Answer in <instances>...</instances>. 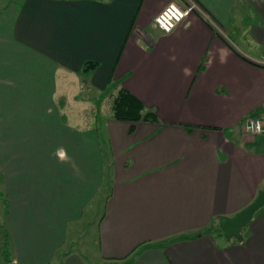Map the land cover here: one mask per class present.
I'll return each instance as SVG.
<instances>
[{
  "label": "crops",
  "instance_id": "1",
  "mask_svg": "<svg viewBox=\"0 0 264 264\" xmlns=\"http://www.w3.org/2000/svg\"><path fill=\"white\" fill-rule=\"evenodd\" d=\"M170 1L0 0V228L10 264H264V204L241 239L205 232L264 189V130L244 129L246 117L264 119V0H196L203 13L163 32L153 17ZM86 60L98 64L81 72ZM109 78L157 120L104 122L109 193L82 220L105 179L98 117L71 88L100 91ZM90 221L92 247L78 249Z\"/></svg>",
  "mask_w": 264,
  "mask_h": 264
},
{
  "label": "rangeland",
  "instance_id": "2",
  "mask_svg": "<svg viewBox=\"0 0 264 264\" xmlns=\"http://www.w3.org/2000/svg\"><path fill=\"white\" fill-rule=\"evenodd\" d=\"M228 34L229 35H227V36L230 38L232 43H233V41H235L238 44L242 43V37L234 29H231ZM73 76H74V78L80 76L78 78H80L81 81L83 79L89 81L91 79L92 75H91V73H84V74L81 73V74H76V75H75V73H73ZM106 86L103 89H100V91H98L94 87H89V86H87V87L82 86L79 89L78 88L75 89L74 84H73V86L71 88L72 92H74V93L77 92L78 95L81 93V95H79L78 98H80L81 96L84 97L85 95H87V99L89 100L88 101V109L87 110H88L89 114L90 113H93V114L95 113V117L96 116L98 117V119L96 118V121H95L97 129H98L97 130V137L95 136V138L97 139V142L99 143L98 146H100V149H101V157L100 158H101V161H102V166H101L100 169H101L102 178H103V180L105 179L104 183L103 184L101 183L100 190L98 191L96 196L91 200V202H90L91 205H89L88 209L87 208L85 209V211H84V213L82 215V218H81L82 220H89V219H91V216L93 217V219H95L96 218V216H95V210H96L95 208H96V206H99L101 200L102 199L104 200L106 195H107V193H109V186H107L106 180L108 178V175H110L111 167H109L110 155H109V152H108L107 147H106V146L109 147V145H108V138L105 135V129H104L105 128V123L104 122L108 118H112V116H111V110H110V106H109L110 105V101H111V96H108L107 94L104 93V90L106 88H108V86L107 87ZM79 100H78V103L76 102L77 103L76 106H79V103H80ZM96 100L98 101L97 104H96ZM73 103H72V105L74 106L75 103L74 104ZM70 104H71V102H68V103L65 104V106H70ZM64 112H65V114H64L65 115V117H64L65 119H63L61 121L66 123V121L68 122V118H66V116H68V115H67L66 111H64ZM75 116L77 118L79 117L81 122H85L86 121L83 124V126H80V129H81V127H82V129H85V130L88 128L89 132H90L91 129H93V127H91L89 125L90 120H91L90 118H92V116L87 115L85 117V115L83 114L82 111L79 112V113H76ZM115 120L117 122H122V123L126 124V126H128L130 124V122H132V121H129V120H120V119H115ZM249 134H251V133H249ZM103 146H104V148H106L104 151H103ZM92 210H93V214H92ZM89 215H91V216H89ZM82 224H83L85 229L81 232L79 240H77L78 249H83L82 245L91 246V244H92L91 236H92L93 232L95 231V222H91L90 221L89 223L87 222V223H82ZM209 231L213 232V230H209ZM5 235H6L5 234V230L3 228H0V243H2V245L0 244L1 245V251H2L3 244L5 242ZM6 246H7L8 256H9L10 255V249H9L8 243H6Z\"/></svg>",
  "mask_w": 264,
  "mask_h": 264
},
{
  "label": "trees",
  "instance_id": "3",
  "mask_svg": "<svg viewBox=\"0 0 264 264\" xmlns=\"http://www.w3.org/2000/svg\"><path fill=\"white\" fill-rule=\"evenodd\" d=\"M222 40L231 47L229 40L220 35ZM232 48V47H231ZM98 64L95 60H86L82 64L81 72H87L90 69L94 68ZM107 86L104 90V93L108 96H111L110 101V110H111V116L115 119L120 120H129L132 122L135 121H156L157 117L153 109L145 107L143 102L136 97L133 93H131L129 90H127L125 87L118 85V83L113 80L112 78H109L107 80ZM106 86V87H107ZM96 100V104H97ZM220 216L217 218V220L213 223H211L205 230V232H209V230H213V232H216L217 234L222 235V232L220 230V227L218 225V221L220 220ZM3 260L10 264V259L7 252V246H6V240L3 244L2 251H1Z\"/></svg>",
  "mask_w": 264,
  "mask_h": 264
},
{
  "label": "built area",
  "instance_id": "4",
  "mask_svg": "<svg viewBox=\"0 0 264 264\" xmlns=\"http://www.w3.org/2000/svg\"><path fill=\"white\" fill-rule=\"evenodd\" d=\"M194 12L203 13L196 0L170 1L154 15L153 23L161 31L170 32ZM261 62L264 64V56ZM244 129L251 134H259L264 130V119L250 115L244 120Z\"/></svg>",
  "mask_w": 264,
  "mask_h": 264
},
{
  "label": "water",
  "instance_id": "5",
  "mask_svg": "<svg viewBox=\"0 0 264 264\" xmlns=\"http://www.w3.org/2000/svg\"><path fill=\"white\" fill-rule=\"evenodd\" d=\"M264 204V189L258 191L257 195L247 205L242 207L232 216H224L218 221L222 235L229 238L241 239L239 228L243 227L252 217L253 213Z\"/></svg>",
  "mask_w": 264,
  "mask_h": 264
}]
</instances>
